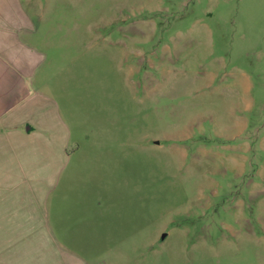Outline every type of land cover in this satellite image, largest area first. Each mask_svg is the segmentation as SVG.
I'll return each instance as SVG.
<instances>
[{
	"label": "rangeland",
	"instance_id": "obj_1",
	"mask_svg": "<svg viewBox=\"0 0 264 264\" xmlns=\"http://www.w3.org/2000/svg\"><path fill=\"white\" fill-rule=\"evenodd\" d=\"M35 1L73 120L64 190L102 203L80 256L264 264V0Z\"/></svg>",
	"mask_w": 264,
	"mask_h": 264
},
{
	"label": "crops",
	"instance_id": "obj_2",
	"mask_svg": "<svg viewBox=\"0 0 264 264\" xmlns=\"http://www.w3.org/2000/svg\"><path fill=\"white\" fill-rule=\"evenodd\" d=\"M37 4L0 0V264H99L78 251L102 203L64 190L73 120L50 87L59 67L49 65V19Z\"/></svg>",
	"mask_w": 264,
	"mask_h": 264
},
{
	"label": "water",
	"instance_id": "obj_3",
	"mask_svg": "<svg viewBox=\"0 0 264 264\" xmlns=\"http://www.w3.org/2000/svg\"><path fill=\"white\" fill-rule=\"evenodd\" d=\"M166 235L163 236V239L165 238Z\"/></svg>",
	"mask_w": 264,
	"mask_h": 264
}]
</instances>
